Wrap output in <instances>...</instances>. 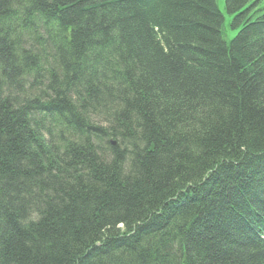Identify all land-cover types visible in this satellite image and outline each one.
Listing matches in <instances>:
<instances>
[{"label": "trees", "instance_id": "16d2710c", "mask_svg": "<svg viewBox=\"0 0 264 264\" xmlns=\"http://www.w3.org/2000/svg\"><path fill=\"white\" fill-rule=\"evenodd\" d=\"M223 8L0 0V264H264V0Z\"/></svg>", "mask_w": 264, "mask_h": 264}, {"label": "bare ground", "instance_id": "6f19581e", "mask_svg": "<svg viewBox=\"0 0 264 264\" xmlns=\"http://www.w3.org/2000/svg\"><path fill=\"white\" fill-rule=\"evenodd\" d=\"M28 12H23L21 13L17 18H13L11 20L8 21V24L10 26H7L5 31L8 32V35H9V38H10V41L13 43L14 47L17 48V46L19 45L21 48L26 46L25 48H28L30 46H28V41H25L26 38H29L30 37V33L32 32V30H27L25 27H24V23L26 22V19L28 18L27 17V14ZM33 15L31 14V19L29 20H36L35 18V13L32 12ZM40 20V18L38 19ZM38 20H36L35 22H38ZM41 37H40V44L39 45H36L37 47H40L42 46L44 43L52 40L54 38L53 34L51 35L50 32L52 33V28L50 30H48L47 26L42 23L41 25ZM40 30V28L38 29V31ZM18 58V55L17 57ZM108 71L111 72V69H107ZM47 80L49 82H52L53 81V78H47L46 79V85H48L49 82H47ZM109 80H111L109 78ZM110 85H114V84H111ZM42 89V87H41ZM8 92L6 93L5 91H3V96L4 98L6 97H12V98H21L22 96L21 95H18V92L16 90H12V89H8L7 90ZM42 91H44L42 89ZM21 96V97H20ZM44 97H45V100L48 99V96L47 94L44 92ZM116 103H118L116 101ZM114 104L113 105V110L115 109V111L117 110H121V109H125V104L124 103H118V104ZM56 119V117H54ZM54 118L52 117V115L50 116H45V121L44 123L39 127L38 129V140L40 142H45V141H49L50 140V136L52 134V132H50L51 130L55 129L56 128V123L54 122ZM50 132V135H48ZM109 142H111L112 140H108ZM45 144V143H44ZM121 228V227H120Z\"/></svg>", "mask_w": 264, "mask_h": 264}, {"label": "rangeland", "instance_id": "374dc122", "mask_svg": "<svg viewBox=\"0 0 264 264\" xmlns=\"http://www.w3.org/2000/svg\"><path fill=\"white\" fill-rule=\"evenodd\" d=\"M217 3H218V7L220 8V10L224 13L225 22H228L230 16H229L228 14H226L225 11H224V8H223L224 0H217ZM41 20L43 21L44 19H41ZM33 21H34V20H33ZM42 21H40V22H42ZM45 21L47 22V20H45ZM48 21H50V20H48ZM2 22H3V21H1L0 24H1ZM35 24H36V22L34 21V25H35ZM6 26H10V25L7 23ZM225 30H226V32H225V34H226V39L232 37V35L234 34V32L231 31L230 29H228L227 26H226ZM24 183L27 184L26 181H24ZM263 187H264V186H263ZM262 190H263V188H262ZM255 191H256V193H257V189H256ZM262 194L264 195V193H262ZM262 194H261V192H260V194L257 193L255 196H253V199L256 200V198H260V196L262 197ZM250 199H252V197H251ZM250 201H251V200H250Z\"/></svg>", "mask_w": 264, "mask_h": 264}]
</instances>
